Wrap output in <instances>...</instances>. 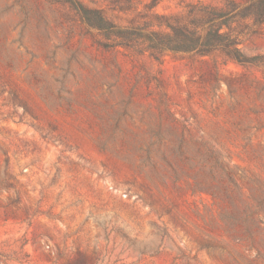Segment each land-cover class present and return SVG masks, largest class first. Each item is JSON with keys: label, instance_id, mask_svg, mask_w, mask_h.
Instances as JSON below:
<instances>
[{"label": "rangeland", "instance_id": "1", "mask_svg": "<svg viewBox=\"0 0 264 264\" xmlns=\"http://www.w3.org/2000/svg\"><path fill=\"white\" fill-rule=\"evenodd\" d=\"M0 264H264V67L104 50L64 4L0 0Z\"/></svg>", "mask_w": 264, "mask_h": 264}, {"label": "trees", "instance_id": "2", "mask_svg": "<svg viewBox=\"0 0 264 264\" xmlns=\"http://www.w3.org/2000/svg\"><path fill=\"white\" fill-rule=\"evenodd\" d=\"M66 5L104 50L125 49L160 61L165 54L222 55L242 66L264 67V55L248 56L242 45L264 23V0H168L171 13L157 12L164 0H111L107 11L133 13L126 24L78 0Z\"/></svg>", "mask_w": 264, "mask_h": 264}]
</instances>
